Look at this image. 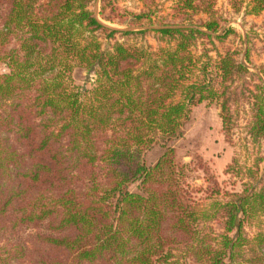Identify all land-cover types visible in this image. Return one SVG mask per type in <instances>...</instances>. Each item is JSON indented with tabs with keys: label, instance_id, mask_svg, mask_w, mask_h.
Instances as JSON below:
<instances>
[{
	"label": "trees",
	"instance_id": "1",
	"mask_svg": "<svg viewBox=\"0 0 264 264\" xmlns=\"http://www.w3.org/2000/svg\"><path fill=\"white\" fill-rule=\"evenodd\" d=\"M95 1L0 0V264H264V158L229 191L169 145L206 101L226 134L244 110L246 134L264 140V59L251 71L248 48L224 46L234 29L217 0H176L156 48L117 41L135 31L101 22Z\"/></svg>",
	"mask_w": 264,
	"mask_h": 264
},
{
	"label": "rangeland",
	"instance_id": "2",
	"mask_svg": "<svg viewBox=\"0 0 264 264\" xmlns=\"http://www.w3.org/2000/svg\"><path fill=\"white\" fill-rule=\"evenodd\" d=\"M176 0H96L91 5L96 16L111 28L121 30H133L131 34H115V39L129 45H151L156 48L163 45L159 41V34L152 31L165 24L177 23L178 19L172 17V7ZM104 14H111V8L115 7L114 13L117 16L114 20L105 21L99 12L103 9ZM216 8L228 22L226 27H232L234 33H230L224 42V46L243 50L248 48L249 59L241 60L246 62L251 71H257V67L264 59V11L261 13L246 14L245 8L239 12H234L228 0H217ZM151 16L150 19L144 17L135 20L131 14H141ZM203 15L195 16L197 19ZM203 18V17H202ZM140 30H146L140 33ZM220 33V32H218ZM207 42V40H205ZM217 47L221 49V44L215 41ZM209 46V45H208ZM211 47V46H209ZM6 68L0 65V72ZM92 74L85 72L81 68H75L72 77L75 84L80 86H90L88 79ZM247 113L240 112V118L230 133L222 129L220 108L216 102H203L192 108L190 119L184 124L182 136L169 142L176 150L178 160L190 161L196 157L202 158L211 172L214 174L219 186L229 191H239L242 189V182H251L248 175V168L252 167L259 157L264 158V140L253 143L245 131ZM164 152L163 148H154L145 157L147 166L153 165ZM233 162V163H232ZM233 164L234 170L226 172L227 164ZM264 161L260 167H263ZM197 178L195 185L205 186L201 171H196ZM197 197L203 205L209 202L206 192H198ZM256 228H250L249 232L254 233Z\"/></svg>",
	"mask_w": 264,
	"mask_h": 264
}]
</instances>
